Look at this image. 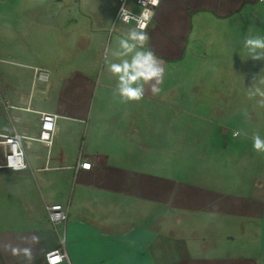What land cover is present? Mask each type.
Listing matches in <instances>:
<instances>
[{
    "label": "crops",
    "instance_id": "obj_1",
    "mask_svg": "<svg viewBox=\"0 0 264 264\" xmlns=\"http://www.w3.org/2000/svg\"><path fill=\"white\" fill-rule=\"evenodd\" d=\"M128 4L139 10L135 0ZM116 7V0H0L7 128L0 132L35 137L37 111L57 115L51 145L25 146L27 169H0V264H44L61 239L67 260L55 264H264V153L252 140L255 133L264 138L261 97L244 95L250 118L242 117L241 136L232 138L221 128L229 122L224 111H188L183 95L162 90L166 70L185 60L188 46L206 45L208 24L209 44H225L228 68L245 71L244 80H258L250 71L260 70L264 90V60L248 58L244 47L246 38L264 37V2L159 0L145 49L164 74L159 92L150 82L138 102L114 95L108 65L95 76L106 39L109 62L119 63L111 53L135 28L114 19ZM27 38L34 39V64ZM247 85L249 93L254 85ZM201 121L217 127L216 136L201 133L192 147L189 130ZM188 151L197 154L194 169ZM52 203L66 207L64 223L50 222Z\"/></svg>",
    "mask_w": 264,
    "mask_h": 264
},
{
    "label": "rangeland",
    "instance_id": "obj_2",
    "mask_svg": "<svg viewBox=\"0 0 264 264\" xmlns=\"http://www.w3.org/2000/svg\"><path fill=\"white\" fill-rule=\"evenodd\" d=\"M206 26L207 27L204 28L203 31L204 36H202L206 45L201 47L199 51L196 48L188 46L186 49L185 60L180 63L177 68L166 70L164 81L168 84V86H163L162 90L164 93H171L175 96L183 95L186 98L185 104L188 111L199 112L209 116H212L216 110L224 111V115H229V122L223 124L221 128L227 130V134L230 137H232L231 135L233 132H238L239 135L232 138H239L241 136V131L245 127L243 124V116L247 110L246 106L248 103H246L243 99L244 95L248 94L246 89L248 86L247 84L251 82L255 87L259 88V79L263 77L260 70L250 71L251 73L258 75V80L253 81L252 78L244 80L242 75L245 71L229 69L228 64L225 61L228 53L225 44L219 45L221 47L218 48L209 44L210 41H214V38H209L212 26L210 24ZM197 31L198 30H196V32ZM25 40L28 48L27 62L34 64V55L31 53L34 50V39L27 38ZM219 40L226 42V38ZM238 45L239 44L235 42L233 52H239L242 49L241 47H238ZM234 56L235 59L238 58L237 53L234 54ZM217 57H221L224 61H217ZM109 61L110 50H108V39H106L105 45L100 52V61L95 69V76H101ZM231 94H234L233 101L230 100ZM249 104L252 105V110L256 109L255 103ZM58 123H60V120H58ZM206 127L207 124L205 122L201 121L198 124L196 123L195 128L192 127L189 130V141L191 140V143L193 144L194 138L197 136L199 137L201 133V136L204 139H208L209 137L211 138L212 136L215 138V129L217 127L215 129H213V126L212 128L207 127V129ZM201 128L203 132H201ZM0 130L7 131L5 120L1 112ZM205 131L207 132V135ZM196 145L197 144H193L192 147ZM196 155L197 154H194V151H188V154H186L187 165L189 166L191 163V169H194L195 167L194 164L197 159Z\"/></svg>",
    "mask_w": 264,
    "mask_h": 264
},
{
    "label": "clouds",
    "instance_id": "obj_3",
    "mask_svg": "<svg viewBox=\"0 0 264 264\" xmlns=\"http://www.w3.org/2000/svg\"><path fill=\"white\" fill-rule=\"evenodd\" d=\"M150 2L153 5H158L159 0H150ZM123 12L122 7L121 14ZM154 15V12L146 9L139 17H136L137 26L131 28L126 36L119 40V49L111 53L113 57L120 60L119 63L108 62V70L117 79L114 95H117L122 102H138L143 99L145 85L153 81L151 91L159 92L156 85L162 83L164 69L155 54L151 50L145 49V44L149 39L145 29ZM131 18V15H124L125 22ZM244 47L247 49L248 58L264 60V37L250 36L245 39ZM129 56L130 59L127 58ZM255 80L256 78L253 79V81ZM261 83H264V80ZM248 95L249 98L257 95L261 97L258 103L264 106V90L253 86L249 89ZM245 116L249 117V114L245 112ZM237 135H239L238 132H233L234 137ZM252 140L254 150L264 153V138L259 133H255Z\"/></svg>",
    "mask_w": 264,
    "mask_h": 264
},
{
    "label": "built area",
    "instance_id": "obj_4",
    "mask_svg": "<svg viewBox=\"0 0 264 264\" xmlns=\"http://www.w3.org/2000/svg\"><path fill=\"white\" fill-rule=\"evenodd\" d=\"M117 7L115 11V20H119L123 23H132L134 27L137 26L136 17L147 10L154 11L157 5L151 4L150 0H135V3L139 6V10H133L130 8L129 0H116ZM124 9L121 14V9ZM124 15H131L132 18L125 22ZM12 107V106H11ZM14 108H18L14 106ZM29 109V106H26ZM39 115V129L37 136L27 135L24 132H17L13 130L11 133L0 132V169H9L12 171H23L28 168L25 160V146L28 141L36 140L47 146L51 145L52 139L56 127L55 113L49 111H37ZM90 163L88 161H82L79 163V167L87 169ZM47 216L51 223L59 224L64 223L67 219V209L60 203H52L47 206ZM67 260V255L63 246V239L57 248L51 249L45 253L44 264H55L59 261Z\"/></svg>",
    "mask_w": 264,
    "mask_h": 264
}]
</instances>
